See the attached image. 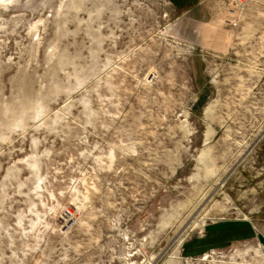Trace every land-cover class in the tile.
I'll return each mask as SVG.
<instances>
[{"label": "rangeland", "instance_id": "rangeland-1", "mask_svg": "<svg viewBox=\"0 0 264 264\" xmlns=\"http://www.w3.org/2000/svg\"><path fill=\"white\" fill-rule=\"evenodd\" d=\"M0 264H264V0H0Z\"/></svg>", "mask_w": 264, "mask_h": 264}, {"label": "crops", "instance_id": "crops-1", "mask_svg": "<svg viewBox=\"0 0 264 264\" xmlns=\"http://www.w3.org/2000/svg\"><path fill=\"white\" fill-rule=\"evenodd\" d=\"M255 229L256 232H258L257 225L254 223L252 225V229ZM253 229V230H254ZM212 232H216V235L219 236V238L223 237L224 239L232 240L241 235L240 229L238 227L229 225L228 223H219L216 225L215 229L210 230ZM252 232V230H250Z\"/></svg>", "mask_w": 264, "mask_h": 264}, {"label": "built area", "instance_id": "built-area-1", "mask_svg": "<svg viewBox=\"0 0 264 264\" xmlns=\"http://www.w3.org/2000/svg\"><path fill=\"white\" fill-rule=\"evenodd\" d=\"M241 2V0H239Z\"/></svg>", "mask_w": 264, "mask_h": 264}]
</instances>
